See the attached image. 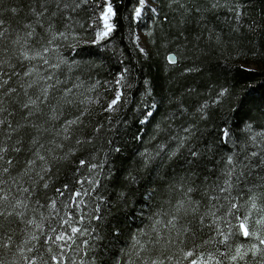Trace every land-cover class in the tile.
Returning a JSON list of instances; mask_svg holds the SVG:
<instances>
[{
    "label": "trees",
    "instance_id": "1",
    "mask_svg": "<svg viewBox=\"0 0 264 264\" xmlns=\"http://www.w3.org/2000/svg\"><path fill=\"white\" fill-rule=\"evenodd\" d=\"M101 2L49 0L36 16V0H0L4 47L18 48L16 35L34 30L29 54L49 49L22 61L35 68L25 87L38 81L29 95L51 85L30 116L22 92L4 98L0 195L8 200L0 205V261L55 264L58 255L61 264H264V224L257 223L264 218V0H156L145 51L134 40L139 0H109L113 30L95 40ZM117 92L121 99L108 110ZM78 190L88 192L79 206L70 199ZM17 200L24 206L14 210ZM69 213L84 234L70 247L45 243L56 234L51 228H68L61 221ZM173 216L175 227H164ZM244 217L256 235L239 233ZM238 248L242 258L232 260Z\"/></svg>",
    "mask_w": 264,
    "mask_h": 264
},
{
    "label": "snow or ice",
    "instance_id": "2",
    "mask_svg": "<svg viewBox=\"0 0 264 264\" xmlns=\"http://www.w3.org/2000/svg\"><path fill=\"white\" fill-rule=\"evenodd\" d=\"M49 0H36V3L39 5V11H37V8L35 6H31V10H32V14L36 15V16H43L44 13L47 11V4H48ZM139 2L141 4L144 3V0H139ZM12 12H15L16 9L13 8L11 10ZM113 13L111 4L109 3L107 8L105 9L104 13H102V19L104 21V28L105 31L97 33V40L103 39L104 37L108 36L109 33L112 31V25L108 23V20L110 19V15ZM53 15H55V13H53ZM136 16H140V9L137 8L136 9ZM39 21H37L38 23ZM23 28L25 29H30L32 28L31 24H25L23 25ZM8 32V29L5 27V21L3 19H0V53H7L8 54V59H4L2 55H0V113H3L4 111H6L5 107H4V98L8 97L11 98L13 96V94L19 96L22 92V94L27 97L26 102H24L22 104V108L28 110V115L30 116L32 114V110L34 108H37L38 105V101L43 103L44 100L47 99V95H48V90L49 87H51V85L48 86H44L40 88V94L36 96L35 99L32 98L31 95H29L28 93V89L33 88L34 85H36L38 83V81L33 80L31 81V83L27 84V87H25V85L22 83L23 79L26 77H31L33 75V73L35 72V68H26L22 61H31L36 59L37 57H42L43 53H47L49 51L48 48H44L43 52L40 51H36L33 54H29V50L26 48V45L28 44V39L29 37H32L34 35V30L32 31H27L25 33V35L22 37L19 34L16 35V39L11 41V44L14 46H19L18 48H6L4 47V39L6 37V33ZM62 35V34H61ZM49 43H51V41H49ZM12 57H15L19 62L18 64H12L10 61L12 59ZM169 62L170 63H175V58L174 57H169ZM45 64H47V60L44 61ZM17 68L22 69V71H17ZM122 78V77H121ZM43 79V78H41ZM11 82V84H10ZM117 83H119V81H117ZM12 85H16L15 87ZM20 89V92H18L17 89ZM121 99V93L117 92L115 99H113L109 105H108V110H113L114 106L118 104V102ZM152 113L148 112L147 116H151ZM147 118V117H146ZM79 119V118H77ZM5 123V121L3 119H0V125H3ZM76 123V121H68L67 124L71 125ZM143 123V121H142ZM9 127H11V125H9ZM17 129L13 128L12 131L15 132ZM224 136L227 137L228 136V132L227 130L224 131ZM182 143V142H181ZM41 147H43V145H41ZM16 151H20V148H16ZM7 149L4 147H0V160L3 159L2 153L6 152ZM35 158L39 159L41 161L45 160L44 156H41L39 154V150H36L34 152ZM174 155V153H173ZM191 155L193 157L197 156L196 152H192ZM253 157H256L258 154L256 152H253L251 154ZM36 159H31L29 161H27V164L29 166H32L36 163ZM264 162V161H262ZM7 163L9 165L12 164V161L9 160L7 161ZM85 163V161L81 160L80 164L83 165ZM228 163L231 165L232 164V158L229 157L228 158ZM90 168H96V165H91ZM3 172H8V168H3L2 169ZM227 175L229 177H231L232 175V171L229 170V172L227 173ZM243 174H241L242 177ZM238 177V178H241ZM0 183H3V181H0ZM80 183H83V181H81ZM98 183V182H97ZM225 184H228L229 187H231V185L228 183V180L225 181ZM45 187H47V185L45 184ZM68 186L65 185V188H67ZM223 190V189H222ZM24 192H28L29 190L27 188L23 189ZM58 192L60 190H57ZM189 191H191V189H189ZM0 193H3V189L0 188ZM60 195H64L63 192H60ZM82 195H88L87 191H84L83 193L81 191H76L74 193H72L70 199L72 201V203L76 204L77 206H79L80 203H83L82 199H78L80 198ZM8 200V196L6 194L4 195H0V205H3L6 201ZM24 204L22 201L17 200L15 205L13 206L14 210L16 208H20L23 207ZM51 208H55V201H53L50 205ZM97 206V210H98ZM183 207V204H180L179 207H177L176 211L179 212L180 208ZM233 209L238 208V205L233 204L231 206ZM252 207L255 208L256 205L253 202ZM17 216H22L23 213L22 212H16L15 213ZM6 213L4 212L3 208L0 207V216H5ZM7 215H12V213H7ZM94 219H100L99 216H95L93 217ZM84 217L81 216L79 218L80 221H83ZM175 221H176V216H173L168 222L167 225H163L164 227H167L168 225H171L172 227H175ZM27 223L29 225H34L36 228H39L41 231H43V225L41 224H36L34 220H28ZM257 223L260 224H264V218H262L261 220L257 221ZM162 221L157 219L154 221L153 223V231H156V225H161ZM64 225H67L68 228L65 230H61V231H57L56 228H51L50 231L52 233H56L54 236L49 235L47 236V239L45 240V243H48L49 241H51L52 244H57L58 247L63 248L65 245H67L68 247H70L71 245L68 244V242H74V237L79 235H83L84 231L80 228L77 227L73 224V219H72V215L71 213H69L68 217L65 219H62L61 221V227H63ZM238 231L239 233L244 236V237H249L252 235H256V233L250 232L249 228H248V222H247V217H244L243 219L240 220L239 222V227H238ZM222 235V233H221ZM8 239L10 240L11 237L9 236ZM31 240H35L37 239V237L35 235L30 237ZM134 239V246L135 245H140V241L137 240L135 237ZM228 239L227 236L224 237V241H226ZM62 242V243H61ZM223 242V241H222ZM84 243H87V241H85ZM261 244H264V240L260 241ZM7 246V245H5ZM141 248H143V245H140ZM29 252L32 251V248L28 249ZM49 252L52 251L51 247H49L48 249ZM137 255H139V253H137ZM193 253L192 252H187L185 254V258L192 256ZM237 257H241L242 258V253L240 251V249L238 248L236 250V255L232 256V260H236ZM25 259H28L27 257H25ZM52 261L55 262V264H61L62 262V256H58V255H52L51 257ZM211 259V257L209 258ZM0 264H4L3 261H0ZM28 264H35V260L33 259H28ZM45 264H47V262H45ZM145 264H149V262H145ZM150 264H163V261H156V260H152L150 262ZM191 264H197V260L193 259L191 261Z\"/></svg>",
    "mask_w": 264,
    "mask_h": 264
},
{
    "label": "rangeland",
    "instance_id": "3",
    "mask_svg": "<svg viewBox=\"0 0 264 264\" xmlns=\"http://www.w3.org/2000/svg\"><path fill=\"white\" fill-rule=\"evenodd\" d=\"M108 4H109V0H104V2H101L94 12L93 24L95 27V40L97 42H100L108 37L106 36L103 39L97 40V33L105 31L104 21L102 19V13H104ZM137 8L140 9V16H136V11H135L134 18H135V22L137 23V26L134 31V40L137 46L141 50L145 51L148 48V44H149L148 43V33L145 27L148 28L151 25V21L157 15V2L156 0H144L143 4L139 2ZM113 13H114V10H113ZM109 15H110V19L108 20V23L113 26L114 15L112 14H109ZM112 30H113V27H112Z\"/></svg>",
    "mask_w": 264,
    "mask_h": 264
},
{
    "label": "water",
    "instance_id": "4",
    "mask_svg": "<svg viewBox=\"0 0 264 264\" xmlns=\"http://www.w3.org/2000/svg\"><path fill=\"white\" fill-rule=\"evenodd\" d=\"M169 57H174V58H175V63H176L177 58H176V56H175L174 54H170ZM169 57H168V58H169Z\"/></svg>",
    "mask_w": 264,
    "mask_h": 264
}]
</instances>
